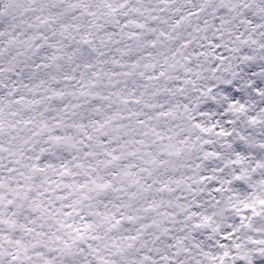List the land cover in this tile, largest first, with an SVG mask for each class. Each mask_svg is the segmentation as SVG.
Wrapping results in <instances>:
<instances>
[{
	"label": "snow or ice",
	"instance_id": "1",
	"mask_svg": "<svg viewBox=\"0 0 264 264\" xmlns=\"http://www.w3.org/2000/svg\"><path fill=\"white\" fill-rule=\"evenodd\" d=\"M0 264H264V0H0Z\"/></svg>",
	"mask_w": 264,
	"mask_h": 264
}]
</instances>
